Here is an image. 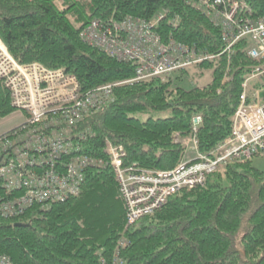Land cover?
Instances as JSON below:
<instances>
[{
    "label": "trees",
    "instance_id": "16d2710c",
    "mask_svg": "<svg viewBox=\"0 0 264 264\" xmlns=\"http://www.w3.org/2000/svg\"><path fill=\"white\" fill-rule=\"evenodd\" d=\"M245 1L254 16H264V0ZM194 2L0 0V39L10 54L20 63L65 69L77 77L82 93L135 76L134 63L120 61L80 37L94 18L151 19L162 13L159 31L165 40L173 37L213 56L196 66L210 71L211 81L204 86L187 89L162 77L115 86L114 102L68 133L84 135L81 153L101 161L85 169L80 195L45 209L34 206L13 218L0 214V255L14 264H103L125 239L120 250L126 264H264V171L253 166L254 156L222 165L204 185L181 190L126 227L108 144L125 147L126 164L170 170L185 152L181 142L169 141L175 134L188 137L193 118L200 115L198 148L209 153L231 134L243 83L264 65L249 56V41L225 51L221 26ZM228 69L231 80L222 84ZM252 90L249 102L264 100V78ZM149 109L170 110L171 115L146 120L132 116ZM14 111L10 91L0 82V119Z\"/></svg>",
    "mask_w": 264,
    "mask_h": 264
},
{
    "label": "built area",
    "instance_id": "2783aa9c",
    "mask_svg": "<svg viewBox=\"0 0 264 264\" xmlns=\"http://www.w3.org/2000/svg\"><path fill=\"white\" fill-rule=\"evenodd\" d=\"M194 4L221 26L225 51L241 40H250L249 56L264 62V17H255L244 0H195ZM163 18L162 13L151 19L94 18L81 30L80 37L120 61L135 63V77L121 83L167 78L209 57L194 44L173 37L165 40L159 31ZM262 78L264 65L253 69L243 83L231 118V134L209 153L198 148L200 115L193 118L188 137L174 135L169 143L181 142L185 155L173 169L150 170L126 164L125 147L108 144L110 163L126 208V227L160 209L181 190L204 185L222 165L264 156V100L248 101L250 81ZM229 80L228 69L222 84ZM0 81L10 91L13 107L28 114L22 125L0 134V214L13 218L34 206L45 209L80 195L85 169L101 161L81 153L84 135L68 133L86 116L112 103L117 84L82 93L75 75L37 62L20 63L1 39ZM255 92L260 95L259 90ZM63 124L66 127H60ZM125 244L126 240L120 239L112 260L102 263L126 264L120 250ZM0 264L14 263L7 255H0Z\"/></svg>",
    "mask_w": 264,
    "mask_h": 264
},
{
    "label": "rangeland",
    "instance_id": "374dc122",
    "mask_svg": "<svg viewBox=\"0 0 264 264\" xmlns=\"http://www.w3.org/2000/svg\"><path fill=\"white\" fill-rule=\"evenodd\" d=\"M59 6L62 7L61 5ZM170 78L174 80V84L180 85L187 89L196 87V86H204L211 81L210 71L203 70L202 72L197 67H192L189 69L186 68L184 70L174 72L173 74L170 75ZM170 115H171L170 110L158 111V110H152V109L132 114V116L138 117L141 120H146L148 117L163 118V117H168ZM22 119H23V115L18 111H14L11 114L7 115L6 117L0 119V133L7 129L13 128L10 126L18 124V122H20ZM22 122H20L19 124H21ZM251 161L254 167L264 171V157L263 156H254L251 159ZM224 183L227 184V181L225 179H224Z\"/></svg>",
    "mask_w": 264,
    "mask_h": 264
},
{
    "label": "bare ground",
    "instance_id": "6f19581e",
    "mask_svg": "<svg viewBox=\"0 0 264 264\" xmlns=\"http://www.w3.org/2000/svg\"><path fill=\"white\" fill-rule=\"evenodd\" d=\"M193 1H195V0H193ZM127 17V16H126ZM134 17H136V16H134ZM222 40L226 43V41H225V38H224V36H223V33H222ZM208 55V54H207ZM209 58H213V56H211V55H209V57L208 58H204L203 60H201L200 62H202V61H204V60H206V59H209ZM123 62H132V63H134L133 61H123ZM200 62H198V63H200ZM197 63V64H198ZM135 64V63H134ZM18 195V194H17ZM2 216V215H1ZM3 217V216H2ZM5 218V217H4Z\"/></svg>",
    "mask_w": 264,
    "mask_h": 264
},
{
    "label": "crops",
    "instance_id": "0c3cea01",
    "mask_svg": "<svg viewBox=\"0 0 264 264\" xmlns=\"http://www.w3.org/2000/svg\"><path fill=\"white\" fill-rule=\"evenodd\" d=\"M19 112V111H18ZM22 115H23V119L20 121V122H22L24 119H25V115H24V113H22V112H20ZM20 122H18V124L20 123ZM18 124H15V125H13V126H10V127H17L18 126ZM17 125V126H16ZM20 125V124H19ZM12 129V128H11ZM11 129H7V130H5V131H3V132H6V131H9V130H11ZM2 133V132H1Z\"/></svg>",
    "mask_w": 264,
    "mask_h": 264
},
{
    "label": "water",
    "instance_id": "95a60500",
    "mask_svg": "<svg viewBox=\"0 0 264 264\" xmlns=\"http://www.w3.org/2000/svg\"><path fill=\"white\" fill-rule=\"evenodd\" d=\"M17 226H25L23 223H18Z\"/></svg>",
    "mask_w": 264,
    "mask_h": 264
}]
</instances>
